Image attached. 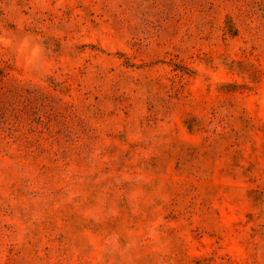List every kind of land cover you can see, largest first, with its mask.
<instances>
[{
    "label": "rangeland",
    "instance_id": "rangeland-1",
    "mask_svg": "<svg viewBox=\"0 0 264 264\" xmlns=\"http://www.w3.org/2000/svg\"><path fill=\"white\" fill-rule=\"evenodd\" d=\"M0 264H264V0H0Z\"/></svg>",
    "mask_w": 264,
    "mask_h": 264
}]
</instances>
